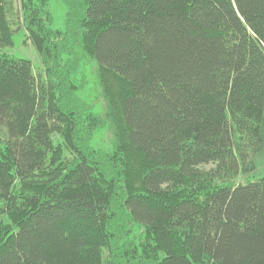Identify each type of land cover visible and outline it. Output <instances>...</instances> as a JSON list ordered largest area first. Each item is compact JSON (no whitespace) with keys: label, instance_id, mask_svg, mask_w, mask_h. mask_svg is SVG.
Instances as JSON below:
<instances>
[{"label":"trees","instance_id":"1","mask_svg":"<svg viewBox=\"0 0 264 264\" xmlns=\"http://www.w3.org/2000/svg\"><path fill=\"white\" fill-rule=\"evenodd\" d=\"M64 1L0 0V264H264V0Z\"/></svg>","mask_w":264,"mask_h":264},{"label":"rangeland","instance_id":"2","mask_svg":"<svg viewBox=\"0 0 264 264\" xmlns=\"http://www.w3.org/2000/svg\"><path fill=\"white\" fill-rule=\"evenodd\" d=\"M48 8L52 15V28L55 30L65 31L67 28L66 25V16L68 13V5L64 0H49ZM26 31L24 28L14 33L13 36V45L5 48V52L8 54L17 57V58H26L30 59L34 64V69L36 72H40L42 68L41 56L34 48V46L26 41ZM75 52L78 55L79 67L77 76L83 77L86 81V85L78 93L80 100L89 105L91 111L96 115H104L105 112V103L100 95V90L96 78V63L92 61L84 52L82 40L79 39L75 45ZM112 131L107 127H102L94 132V135L91 139V146L94 149L102 150L104 152H111L113 146L111 143ZM212 165H207L204 169H210ZM264 173V169L259 168L254 174L260 175ZM246 177L239 176L235 179L238 182H245ZM141 228L137 227L133 236H138Z\"/></svg>","mask_w":264,"mask_h":264}]
</instances>
